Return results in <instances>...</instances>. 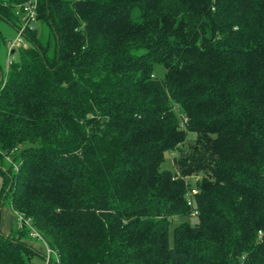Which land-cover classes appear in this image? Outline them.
<instances>
[{"label":"trees","instance_id":"1","mask_svg":"<svg viewBox=\"0 0 264 264\" xmlns=\"http://www.w3.org/2000/svg\"><path fill=\"white\" fill-rule=\"evenodd\" d=\"M28 1L0 0L26 26L0 69V264H264V0Z\"/></svg>","mask_w":264,"mask_h":264},{"label":"rangeland","instance_id":"2","mask_svg":"<svg viewBox=\"0 0 264 264\" xmlns=\"http://www.w3.org/2000/svg\"><path fill=\"white\" fill-rule=\"evenodd\" d=\"M0 33L3 37V40L0 41V69H1V72L4 74L6 71L7 60L9 58L8 52H7V44H8V41L14 40L17 37V32H16V29L13 26H11L8 22H6L3 19H0ZM21 43H22V45L25 44L24 39H22ZM11 58L12 59L17 58V51H15L12 54ZM156 74L159 77L163 76L164 68L160 65H157ZM194 138H195V134L189 133L187 135L186 141L179 144L178 147H180L181 149H188V143H191ZM175 157H177V151L176 150H173V151L169 152L168 154H166L164 162H163V167L166 169L173 170V161H174ZM188 179H190V181H192V182H195L194 177H191V178L189 177ZM3 210L5 211V213L7 212V215H8L9 207L7 205L4 206ZM184 220H187V221L193 223L196 220V217L193 216L190 218H182V217L177 218L174 221V224H176L177 222H180V221H184ZM5 221H6V219H5ZM6 223H7V221H6ZM6 223L4 225V222H3V226H4L3 229H7ZM174 224L171 226V229L174 226ZM29 241L37 249L41 250L42 246L40 245V243L38 241L33 240L32 238H30ZM31 261H32V264H44V260L40 256H33Z\"/></svg>","mask_w":264,"mask_h":264},{"label":"built area","instance_id":"3","mask_svg":"<svg viewBox=\"0 0 264 264\" xmlns=\"http://www.w3.org/2000/svg\"><path fill=\"white\" fill-rule=\"evenodd\" d=\"M36 2L34 0H31V1H28L24 4L23 6V10L26 12V16L28 17V20L27 22H30V21H34L35 18H36ZM32 27V24L30 25ZM23 27H26L25 24L23 25ZM23 27L20 28L17 32V37L14 39V40H10L8 42V49H13L12 47H15V46H18L21 44V35H22V31H23ZM192 192H196V189H192ZM188 204H190V200H188ZM18 219L20 221H22V216L19 215L18 216ZM24 222H29V219L27 218L26 220L24 219L23 220ZM31 236L33 237H37V238H41L40 235L34 230V229H31V232H30ZM47 251V258H46V262H47V259H48V255L50 253V249H46Z\"/></svg>","mask_w":264,"mask_h":264}]
</instances>
